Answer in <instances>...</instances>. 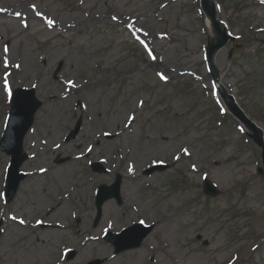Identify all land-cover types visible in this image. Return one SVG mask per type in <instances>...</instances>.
<instances>
[{"label": "rangeland", "instance_id": "rangeland-1", "mask_svg": "<svg viewBox=\"0 0 264 264\" xmlns=\"http://www.w3.org/2000/svg\"><path fill=\"white\" fill-rule=\"evenodd\" d=\"M7 7L41 21L0 14V140L13 90L34 89L42 107L10 204L0 151V264H264L262 148L212 77L264 142V3L214 0L219 28L201 0H0ZM155 164L170 168L145 176ZM117 175L123 203L108 201L96 224V192ZM139 222L154 230L115 255L105 234Z\"/></svg>", "mask_w": 264, "mask_h": 264}, {"label": "water", "instance_id": "water-1", "mask_svg": "<svg viewBox=\"0 0 264 264\" xmlns=\"http://www.w3.org/2000/svg\"><path fill=\"white\" fill-rule=\"evenodd\" d=\"M211 0H203V5L205 6L206 10L209 13H213V9L210 6ZM62 68V63L60 64L59 70ZM216 75V74H215ZM224 98L228 102L229 108L232 110L233 114L240 119L244 124L249 126L251 129L255 131L257 134L256 140L258 144L263 149L262 157L264 159V144L262 141V136H259L258 130L256 125L250 121L244 113L241 111V109L238 107V105L235 103L234 99L226 94L224 90H221ZM13 107L11 110L8 126L6 129V132L1 140L0 147L1 149L6 152L8 155L11 156V165L9 169V174L7 177V183H6V191L5 196L7 201L10 203L14 200L18 188L20 186V183L25 178V175L21 173L20 169L22 165L28 160V155L24 154L23 149V142L24 138L27 135L28 131L32 127L34 123V117L40 107L42 106V103L39 102L35 97V91L34 90H17L15 91V96L13 100ZM82 126V120H80L75 129L71 132L68 141L75 139L81 129ZM261 135V134H260ZM67 161L66 159L60 161V163H63ZM168 167L167 166H156L149 171H147V174H151L156 170L164 171ZM93 170L95 172H105L104 167H102L99 164L93 165ZM121 177H117L116 182L113 184L112 187L102 186L100 187V193L97 200V209H98V218L101 216L102 212V206L103 204L112 198H115L119 204L122 203L121 196H120V188H121ZM205 193L211 197H215L218 194V191L214 188V186L209 182H205ZM138 227L128 229L126 232H124L123 237L119 238H126L128 236H133L132 239H130L128 242H126L125 245L121 246L119 243L116 244V253H121L126 250H131L139 247L143 241V239L146 237L148 230L145 232L139 233L137 230ZM74 256V254H72ZM92 264H101V262H95Z\"/></svg>", "mask_w": 264, "mask_h": 264}, {"label": "bare ground", "instance_id": "bare-ground-1", "mask_svg": "<svg viewBox=\"0 0 264 264\" xmlns=\"http://www.w3.org/2000/svg\"><path fill=\"white\" fill-rule=\"evenodd\" d=\"M0 14L1 15L12 16L16 20H18L19 18H24V17L25 18H27V17L30 18V12L29 11H25V12L24 11L23 12L22 11H15L14 12V11L9 10L8 7L5 8L3 11H0ZM32 14H33V16L30 18L31 21H33V22L41 21V17L40 16L36 15L34 12H32ZM207 21L211 24L212 20H211L210 16L207 17ZM247 129H248L249 132H252V129L251 128H248L247 127ZM55 183H56V181L54 180V184ZM69 202H70V198H69V201L68 200L65 201L64 199H61V204H60L58 210L55 211V215H59V216L65 215L67 213V208H68V203ZM24 225L25 224L23 223L20 226L24 227ZM110 227H114V226H110ZM66 228L65 227H62V226L60 227L61 230H65ZM46 253H47V251H46ZM111 262H113L112 259H110V261L108 263H111Z\"/></svg>", "mask_w": 264, "mask_h": 264}, {"label": "snow or ice", "instance_id": "snow-or-ice-1", "mask_svg": "<svg viewBox=\"0 0 264 264\" xmlns=\"http://www.w3.org/2000/svg\"><path fill=\"white\" fill-rule=\"evenodd\" d=\"M261 2L264 3V0H261ZM48 23L51 24L52 21L49 20ZM149 55H151V52L150 51H149ZM153 59H155V57H153ZM5 66L7 67V61H5ZM161 79H166V78L163 75H161ZM4 87H5V90L6 91H9V94H10V89H9L8 82H7V79L6 78H5V81H4ZM20 223H24V221H20Z\"/></svg>", "mask_w": 264, "mask_h": 264}]
</instances>
